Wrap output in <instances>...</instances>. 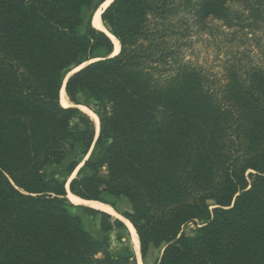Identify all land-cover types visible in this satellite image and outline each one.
I'll use <instances>...</instances> for the list:
<instances>
[{
  "label": "trees",
  "instance_id": "trees-1",
  "mask_svg": "<svg viewBox=\"0 0 264 264\" xmlns=\"http://www.w3.org/2000/svg\"><path fill=\"white\" fill-rule=\"evenodd\" d=\"M106 1L0 0V264H137L113 253L121 220L66 198L82 162L70 194L115 212L125 201L142 261L152 247L155 264H264V71L231 67L214 88L167 44L182 4L225 22L232 5L256 16L263 4L114 0L101 14L111 57L91 25ZM84 64L64 89L73 106L89 94L95 142L93 121L59 99ZM93 143L106 149L84 161ZM69 159L66 180L48 177Z\"/></svg>",
  "mask_w": 264,
  "mask_h": 264
},
{
  "label": "rangeland",
  "instance_id": "rangeland-1",
  "mask_svg": "<svg viewBox=\"0 0 264 264\" xmlns=\"http://www.w3.org/2000/svg\"><path fill=\"white\" fill-rule=\"evenodd\" d=\"M175 1L180 3L185 0ZM257 1L263 4L258 9L259 14L254 16L244 5L235 4L231 6V10L236 12L240 19H236V14L232 12L227 22L215 18H207L204 21H200L191 7L182 4L179 7V12L171 20L170 29L173 33H170L167 38L168 48L173 50V56L176 58L177 63L200 71L208 80V83L212 84L210 86L214 88L226 82L228 70L231 67L240 72L251 68L264 71V0ZM79 102L81 105L77 107L81 112L86 114L83 108L91 111L89 107L92 105V101L89 98V94H82L79 97ZM71 128L73 130L80 129L77 120L72 121ZM98 133L99 128L98 132L95 129L94 142L98 137ZM105 149V145L94 147L93 143L84 161L87 159L98 160ZM78 150V146H76L75 155H78ZM70 160L62 163L56 170L50 171L48 177L66 180L65 170ZM76 170L67 180L66 191L70 180L76 175ZM68 191L67 196L70 193ZM112 201L118 211L115 213L121 218L122 213L129 212L125 201ZM76 213L78 212L76 211ZM84 219L86 220L88 231L97 240H101L103 236L99 232L98 218L84 217ZM199 225L200 223L197 221L187 223L181 227V233L190 236ZM117 238H120L121 241L118 242ZM111 246L113 253L119 257L132 255L127 230L122 234L111 235ZM160 255V249L150 247L146 258L141 261L143 264H155Z\"/></svg>",
  "mask_w": 264,
  "mask_h": 264
},
{
  "label": "bare ground",
  "instance_id": "bare-ground-1",
  "mask_svg": "<svg viewBox=\"0 0 264 264\" xmlns=\"http://www.w3.org/2000/svg\"><path fill=\"white\" fill-rule=\"evenodd\" d=\"M112 0H107L96 12L95 14H93V18H92V21H91V24L92 26L99 30V31H102L104 33L107 34V36L112 40L113 42V46H114V50H113V55L114 54H117L119 52V43L117 42V40L112 37L107 31L106 29L104 28V26H102L99 18H100V14L102 12V10L104 8H106V6L111 2ZM59 99H60V105L64 108L66 107H72L73 105L70 104V102L68 101L67 97H66V94H65V91L63 89H61L60 91V94H59ZM83 110L86 112L87 116L93 121L94 125H95V129L96 131L98 132V128H99V122H98V119L97 117L89 110L83 108ZM68 199L69 201L74 204V205H77V206H86V207H89V208H92V209H95V210H98V211H101V212H104V213H107V214H110L112 216H115L117 218H119L127 227V230H128V235H129V242H130V247H131V250H134V254L136 255V258H137V261H138V264H142V261H141V258H140V251H139V241H138V237L136 235V232L134 230V228L132 227V225L124 220L123 218H121L120 216H118L115 211L108 205H105V204H101L99 202H95V201H84V200H81L80 198L76 197V196H73L72 194H68Z\"/></svg>",
  "mask_w": 264,
  "mask_h": 264
},
{
  "label": "water",
  "instance_id": "water-1",
  "mask_svg": "<svg viewBox=\"0 0 264 264\" xmlns=\"http://www.w3.org/2000/svg\"><path fill=\"white\" fill-rule=\"evenodd\" d=\"M114 0H112L107 6H106V8L113 2ZM106 8H104L103 10H102V12H101V14L103 13V11L106 9ZM99 9V8H98ZM96 12V11H95ZM95 14V13H94ZM101 14H100V18H99V20H100V22H101ZM94 16V15H93ZM93 18V17H92ZM92 21V20H91ZM101 24H102V22H101ZM92 25V24H91ZM102 26H103V24H102ZM93 27V26H92ZM118 54V53H117ZM117 54H112V56L111 57H113V56H115V55H117ZM85 65H87V64H84L83 66H81V67H79V68H77V69H75V70H73L71 73H69L68 75H67V77L64 79V81H63V85H62V88L61 89H63L64 91H65V82H66V80H67V78L68 77H70L71 75H73L74 73H76L77 71H79L80 69H82ZM61 91V90H60ZM60 94V93H59ZM74 107H76L77 109H78V107L77 106H74ZM83 164V163H82ZM82 164L79 166V168L82 166ZM78 168V169H79ZM78 169L76 170V172H75V174L77 173V171H78ZM68 191V190H67ZM69 192V191H68ZM67 199H68V197H66ZM71 203V202H70ZM72 204V203H71ZM74 205V204H73ZM110 215V214H109ZM112 216V215H111ZM113 217H115V216H113ZM117 218V217H116ZM117 219H119V218H117ZM120 220V219H119ZM131 253H133V255H134V257H135V260H136V263L138 264V261H137V258H136V255L134 254V250H132L131 251ZM141 258V257H140ZM143 264V263H142Z\"/></svg>",
  "mask_w": 264,
  "mask_h": 264
}]
</instances>
